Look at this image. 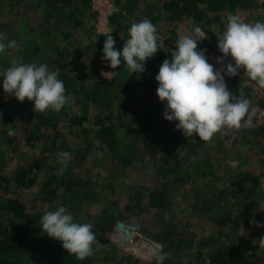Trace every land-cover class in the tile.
I'll return each mask as SVG.
<instances>
[{"label": "rangeland", "instance_id": "374dc122", "mask_svg": "<svg viewBox=\"0 0 264 264\" xmlns=\"http://www.w3.org/2000/svg\"><path fill=\"white\" fill-rule=\"evenodd\" d=\"M112 1L117 10L113 13L112 16H114L120 11V7L116 0ZM146 1L149 3L152 0ZM254 1L258 8L254 9L250 6L244 10L239 9L235 15H239L247 23L264 22V0ZM86 5L85 2L79 3V0H72L71 5L62 8L64 14H58L57 11L48 16L44 11L50 7L46 5L44 0H0V33L5 34V43L10 40L17 42L15 49H6L4 53H0V61L9 60L11 63L21 61L18 56L19 47L22 43L34 38L42 42V51L34 63L37 65L47 64L52 71L59 70L56 61L58 59L57 42L55 34L50 33V30L56 29L63 44H67L71 51V57L66 60L69 62L68 68H66L69 75L76 74L77 81L86 80L85 83L88 85L96 82L112 83L116 78L117 69L114 75L106 73L107 77L102 76V71L113 72L114 70L102 67V60L99 59L97 51L93 48L98 42H102L104 46L106 35L113 34L112 17H110L111 33H99L96 29L97 15L92 11L91 5L90 8ZM70 10H73L78 17L79 22L77 24L68 18ZM144 13L139 17L140 21L141 19H150L149 14H146V11ZM131 19L133 22H138L135 18ZM162 20L164 24L161 27L159 38L160 41H164L165 48L168 49L167 52L175 50L179 35L194 34L196 25L194 26L191 20H185L176 23V25L167 23L163 18H161L160 23ZM68 24L70 25L68 26ZM171 26H175V33H171ZM118 37L119 35L115 40ZM214 42L215 50L208 52L206 56L208 62L214 68L219 69L221 65L217 63L216 58L223 54L218 49L217 41ZM88 45H92L90 52L77 57L76 55L84 52ZM212 54L216 56L213 60L210 58ZM228 62H230V58L225 60V66ZM143 75L127 77L121 81V86L115 94V96L118 95L119 99L114 100L110 108L114 114V125L118 133L120 131L119 136L125 145L123 146V153L125 151L133 156L127 169H124L119 161L115 163L109 150L101 146L97 135V121L94 118L97 113L96 107L81 105L83 103L81 100L66 95L69 101L66 107L72 115L80 114L81 110L88 114V120L85 121L82 128L76 127L77 129L72 130L65 119L60 123L59 128L63 132L69 133L72 130L66 134L64 143L72 150L83 147L87 152V158L82 162L78 156L75 160L71 154L70 166L74 167V170H78L87 179L96 180L101 193L96 197L95 202L86 203V207L77 212L71 208V204H65L61 196L49 203L43 200V196L40 194L42 182L46 175V170L44 171L46 165H44L40 171L33 169L37 176V183L23 195V203L28 207L42 211H54L58 207L64 206L72 213L75 222L91 223L93 225L92 231L98 241L93 245V261L96 264H157L156 257L149 260L139 258L137 244L141 238H144L160 244L163 251L164 246L157 239L163 238L164 233L171 228L178 230L180 237H184L188 233L193 234L195 241L189 245L184 244L185 247H180V250L175 245L170 256L172 260L167 264H175L179 261L187 264L189 260L192 264H210L207 256L209 248L203 245L199 251L198 245L201 242L204 244L205 241H210V236L216 231L217 227L213 220L219 213L218 209L216 211L214 208L210 212L205 211L203 213L201 211L203 205H209V203H205L207 200L213 201L214 199V201L219 200L218 202L227 211L231 224L236 222L235 224L238 226L237 233L233 232L231 229L233 225H230L229 229L224 228L222 230V235L228 236V241L232 239L235 242H237L236 238L239 237L238 244L245 245V252L248 254L251 253L253 245L259 248L262 253L263 248L259 247V239L264 237V226L257 227L250 221L255 219L257 223L264 225V211H261L257 204L260 202L258 195L264 194V154L257 147L251 149L255 144L253 143L254 139L249 135L245 137L244 134L246 133L244 132L253 130L264 122L263 120L260 124L257 123L253 126L245 123L250 108L254 105L264 108V88H260L254 81H249L248 85L252 86L249 99L252 107H249L241 119V126L239 128L225 126L207 142L200 140L194 134L197 138L192 137L191 139L195 142L192 149L197 148L198 153L193 152L189 154V157L187 152H191L192 149L189 143L185 144L189 138L183 135L182 131L176 134L168 132V137L159 138L160 128L157 127L158 122L163 119L166 101H160L157 96V89L147 92V87L141 83ZM242 75L241 72L239 76L242 77ZM224 78L228 81L226 84H229V77L225 75ZM245 79L247 78L245 77ZM237 83L238 80L236 79L230 81L229 90L231 91ZM4 102L6 105H3ZM33 112H35L33 102L26 99L21 103L15 96H9L4 92L3 73L0 72V131L6 129L7 135L13 136L17 130L16 120H19V114L28 116ZM5 115L11 116L12 119L6 124H2L6 121V119H2ZM84 127L87 129L85 133H83ZM152 143L156 145L160 153L163 151L164 155L171 151V156H173L171 166H175V161H180L182 165L184 164L183 168L178 171L170 168L175 173L171 172L166 178L161 177L156 170L153 159L155 151L149 148ZM43 144L50 147L49 140H43L42 143L33 148L23 146L17 152H9L10 150H8L10 155L6 154L4 158L0 155L6 164L5 170L19 165L34 167L33 160L36 153L42 151ZM58 153L59 151L56 152V156L48 159L46 164L51 165L55 158H58ZM10 156L11 158H9ZM246 170L252 171L254 175L259 177V184L255 189L258 192L257 197H255L256 203L252 207L249 200L237 203V200L232 198L230 193L228 196H223V200H220L218 196L222 194L221 192L226 189L229 190L231 181L240 172ZM131 179H136L137 185L131 183ZM160 184L166 189L164 192L169 198V207L165 211L162 210L163 212L160 210L158 212L153 208L147 209L144 197H136L137 194L139 192L144 194L146 191L143 189H147V186H160ZM11 192L13 194L11 196L16 197L18 190L13 189ZM1 195L2 191L0 190ZM112 201L117 203L114 208V215L122 214L125 221H120L131 231L132 243L124 241L125 235L117 229V223L120 221H117L111 228H106V226L101 228L98 221L95 222L105 205ZM193 205L198 207L193 209ZM0 216L5 218L1 213ZM35 229L39 230L38 233H35L38 238L45 235L41 226ZM222 242L223 240L219 239L217 243L221 244Z\"/></svg>", "mask_w": 264, "mask_h": 264}, {"label": "trees", "instance_id": "16d2710c", "mask_svg": "<svg viewBox=\"0 0 264 264\" xmlns=\"http://www.w3.org/2000/svg\"><path fill=\"white\" fill-rule=\"evenodd\" d=\"M44 1L46 5L50 7V9L46 8L44 11L48 16L57 11L58 14H64L62 8L71 5L72 2V0ZM80 2H85V4H87L86 6L90 8V0H79V3ZM116 3L119 5L120 11L112 16L111 23L114 28L112 34L114 39L119 35L115 40V46L118 50L122 51L125 39L129 38V29L131 24L134 23L131 18H135L140 22L139 17L145 14L144 11H146V14H149L150 17L149 20L157 27L158 35L164 24L162 23L163 20L160 23L161 18L167 23H173L174 25L185 20H191L194 26L202 27L207 32L209 39L199 42L198 49H206L205 55L215 50L214 41L218 43L217 36L225 31L227 15L229 13L235 15L239 9L244 10L250 6L254 9L258 8L254 0H152L149 3L146 0H116ZM144 6L146 7L143 10ZM69 12L68 18L77 24L79 19L76 17L75 12L73 10ZM70 24H68V26ZM50 33L55 34V40L57 42L58 59L56 61L60 72L58 79L62 80L65 85V94L75 97L76 100H81L83 102L81 105H92L96 107L97 113L94 118L97 121V135L101 146L109 150L112 160L115 163L119 161V163H122L124 166V169H127L129 163L131 164L130 161L133 159V156H131V153L125 151L123 153V146L125 145L123 144L122 138L119 136L120 131L118 133L114 125V114L110 108L113 105V101L119 99L118 95L115 96V94L121 86V81L125 80L127 77L132 78L140 74L130 73L129 70L123 66L122 62L120 68L117 69L116 78L112 83L103 84L96 82L92 85H88L85 83L86 80L77 81L76 74L69 75L66 71V68H68L67 64L69 63L66 60L71 57L70 48L67 44H63L56 29L50 30ZM171 33H175V26H171ZM69 34H71V32H69ZM39 39L41 38L39 37ZM91 47L92 45L86 46L84 52L76 56L81 57L86 52H90ZM102 47V42H98L93 46L94 50H96L99 55V59L102 60V67L104 69H109L110 67L107 66L109 62L102 59ZM41 51L42 42L38 39L33 38L28 42L22 43L18 49V56L21 59L18 63H34L38 59ZM165 59H170V52L161 49L153 58L147 60L145 64L146 71L142 73L144 75L141 82L143 86L145 85L147 87V92L158 88L159 85L155 77L159 73L160 66ZM11 65L12 63L9 62V60L0 61V67H2L0 72L4 73ZM228 79V89L230 88V81L232 82L233 79L238 80V83L231 89V92L238 96V89L242 77L238 75L233 78L229 77ZM251 89L252 86L250 85L245 88V98L250 99ZM3 105H6V103L4 102ZM3 105L2 107H5ZM81 111L80 114L72 115L65 106L59 113L49 110L46 114H37L35 112L28 114V116L19 114V120H16L17 130L13 136L7 135L6 129L0 131V155H2L3 158L6 154L10 155L9 152H17L20 147L33 148L37 144L42 143L43 140H49L50 142V147L43 144L42 151L36 153V157L33 160L34 167L31 168L29 166L19 165L9 170L7 169L6 171L4 159L0 158V190L2 191V195L0 196V213L5 217L3 218L0 216V264H96L93 261V256L84 261L78 260L74 255L67 253L58 240L50 238L46 234L39 237V239L35 234L36 232L38 233L39 230L35 228L40 227L39 221L44 212L51 210L42 211L28 207L22 201V197L27 190L33 188L37 183V176L34 174L33 169L40 171L44 165H46L44 166L46 167L44 169V171L46 170V175L40 191L43 200L52 203L55 201L56 197L61 196L63 197L64 203L71 204V208L76 212L85 208L86 203L96 201V197L101 193V189L96 180L87 179L82 176L78 170H74V167L72 168L70 166V161L63 174H60L59 169L61 164L58 162L57 157L51 165L46 164L48 159L52 156H56L57 151H59V153L69 152L73 154L75 160L78 156L81 160L80 162L87 158L85 148L81 147L72 150L64 143L67 137L66 134H69L70 131L74 130L76 127L82 128L85 121L88 120V114L83 110ZM8 116L9 115H5L2 118L6 119L5 122L1 120L2 124H6L12 119L11 116ZM64 119L67 120L69 127L72 129L69 133H65L59 128L60 123ZM176 123L177 122L167 121L163 115V119L158 122L157 127L160 128L159 138L161 139L163 136L168 137V132H170V134L179 132L176 130ZM83 131V133H85L87 129L84 127ZM244 133L245 137L249 135L254 139L253 143L255 144H253L251 149L257 147L260 152L264 154V122L262 125H258L257 128ZM197 136L193 135L195 138H197ZM187 138H189V140L185 144L189 143L192 149L195 142L191 140L192 137ZM149 148L155 151L153 159L156 164V170L161 177L166 178L171 172H174L170 168H174L176 171L183 168L184 164L182 165L180 161H175V166H171V160L173 158V156H171V151H168V154L164 155L163 151L160 153L153 143L149 145ZM8 150L10 151L8 152ZM193 152L197 154V148L192 149L191 152L188 151L187 155ZM9 158H11V156ZM130 181L137 185L136 179H131ZM258 184L259 177L254 175L252 171L246 170L240 172L235 179L231 181L229 190L226 189L222 191V194H220L218 198L223 200V196H228V193H230V196L237 200V203L249 200L252 207L257 201L255 197H257L256 195L258 192L255 189ZM147 187V189H143L146 191L144 194L139 192L136 197H144L147 209L153 208L158 210V212L159 210L161 212L167 210L169 207V198L167 193L164 192L166 189L163 185L160 184V186ZM13 189L18 190V192H16V197L11 196L13 195L11 192ZM258 196L261 202L264 199V194ZM214 200H207L205 203H209V205H203L201 211L203 213L205 211L210 212L214 208L216 211L218 209L219 213L213 220L217 228L210 236V241H205L204 244L201 242L202 244L200 243L198 245V247H200L199 251L203 245L209 248L207 256L210 264H261L263 255L259 248H252V252L248 254L245 252V245L241 243L238 244L240 241L239 237L236 238L237 242H235L232 241V239L228 241V236L226 235L227 237H225L222 235V230H224V228L229 229L230 225H233L231 227L233 232L237 233L238 226L235 224L236 222L231 224L232 222L227 211L224 210V207L218 202L219 200ZM116 205L117 203L112 201L106 204L105 208L102 209L101 215L95 221H98V225L100 224L99 226L101 228L104 226H106V228H111L117 221H125L122 214L119 213L114 215V208ZM197 207V205H193V209ZM219 239L223 240L221 244L217 243ZM157 240L164 246L163 252L171 253L172 255V249L175 245L178 250H180V247H185L184 244L189 245L193 243L195 238L191 233L186 234L184 237H180L179 231L171 228L164 233L163 238ZM200 255L202 256V254ZM170 260L172 259L169 257L163 264H167ZM175 264L183 263L179 261ZM187 264L192 263L189 260Z\"/></svg>", "mask_w": 264, "mask_h": 264}, {"label": "clouds", "instance_id": "9594fccd", "mask_svg": "<svg viewBox=\"0 0 264 264\" xmlns=\"http://www.w3.org/2000/svg\"><path fill=\"white\" fill-rule=\"evenodd\" d=\"M128 35L122 51L116 48L113 35H106L102 59L109 62L107 66L114 71H102V76L107 77L106 73L114 75L122 62L130 73L142 74L146 71L148 59L161 49L168 50L164 41H160L157 27L149 19L132 23ZM4 37L5 34L0 33V53L17 46L15 40L5 43ZM217 37V46L223 55L216 59L221 68L216 69L208 62L206 49H198V43L209 36L197 26L193 35H179L170 59L162 62L155 77L159 85L157 96L161 102L166 101L164 118L177 122L176 130L182 131L186 137L196 134L205 142L225 126H241V119L251 103L244 92L249 81L264 88V22L247 23L239 15L229 13L226 29ZM229 58L230 62L225 66V60ZM241 71L243 75L237 96L228 89L224 76L235 77ZM59 76V70L52 71L47 64L13 61L3 73V89L21 103L26 99L33 102L37 114H46L49 110L59 113L69 102ZM57 156L61 164L59 171L63 174L71 154L61 152ZM257 204L264 211V201ZM250 223L264 226L255 219ZM39 224L43 234L58 240L63 249L78 260L84 261L94 255L93 245L98 241L92 231L93 225L75 222L72 213L64 206L45 211ZM259 247L264 248V237L259 239ZM170 255L161 250L156 257L157 264H163Z\"/></svg>", "mask_w": 264, "mask_h": 264}, {"label": "built area", "instance_id": "2783aa9c", "mask_svg": "<svg viewBox=\"0 0 264 264\" xmlns=\"http://www.w3.org/2000/svg\"><path fill=\"white\" fill-rule=\"evenodd\" d=\"M90 5L92 11L97 15V25L96 29L99 33H111L110 29V17H112L113 13L116 10L115 5L112 0H90ZM215 55L212 54L210 58L215 59ZM264 120V108L253 106L247 115L246 124L249 126L260 124ZM257 248L256 246H252V248ZM139 258L143 260H149L157 257V255L161 252V245L149 241L147 239L141 238L137 244ZM252 252V251H250ZM262 255L264 259V248L262 250ZM264 264V262L262 263Z\"/></svg>", "mask_w": 264, "mask_h": 264}, {"label": "water", "instance_id": "95a60500", "mask_svg": "<svg viewBox=\"0 0 264 264\" xmlns=\"http://www.w3.org/2000/svg\"><path fill=\"white\" fill-rule=\"evenodd\" d=\"M117 229L125 235L124 241H129L130 243H132L131 231L128 228H126L123 222L120 221L117 223Z\"/></svg>", "mask_w": 264, "mask_h": 264}]
</instances>
